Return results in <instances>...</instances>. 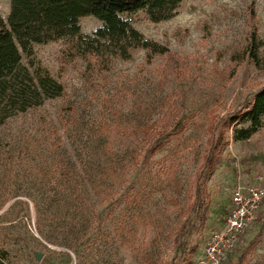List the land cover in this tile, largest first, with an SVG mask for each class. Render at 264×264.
Returning <instances> with one entry per match:
<instances>
[{"label": "rangeland", "instance_id": "obj_1", "mask_svg": "<svg viewBox=\"0 0 264 264\" xmlns=\"http://www.w3.org/2000/svg\"><path fill=\"white\" fill-rule=\"evenodd\" d=\"M11 11L0 0L6 23ZM127 18L168 53L33 46L64 92L0 127V264H198L234 189L264 187V119L247 141L227 128L264 88V61L250 56L264 0H183L167 21ZM102 26L80 20L83 36ZM82 180L85 214L64 224ZM222 264H264V205Z\"/></svg>", "mask_w": 264, "mask_h": 264}, {"label": "trees", "instance_id": "obj_2", "mask_svg": "<svg viewBox=\"0 0 264 264\" xmlns=\"http://www.w3.org/2000/svg\"><path fill=\"white\" fill-rule=\"evenodd\" d=\"M9 1L12 11L7 23L0 14V127L64 92V86L36 61L35 44L77 38L79 52L97 57L108 55L127 61L136 49L145 50L149 58L165 55L168 49L146 40L127 17L144 13L152 23L167 21L175 16L183 0ZM86 17L103 24L91 36L81 33L80 20ZM250 45L251 59L260 66L264 61V40L253 36ZM263 119L264 88L255 94L245 112L229 119L227 128L233 131L235 141H247L263 126ZM76 188V194L64 197V202L70 200L77 210L64 214V224L85 214L90 196L87 181L78 182Z\"/></svg>", "mask_w": 264, "mask_h": 264}, {"label": "built area", "instance_id": "obj_3", "mask_svg": "<svg viewBox=\"0 0 264 264\" xmlns=\"http://www.w3.org/2000/svg\"><path fill=\"white\" fill-rule=\"evenodd\" d=\"M264 205V187H237L219 229L205 246L198 264H222L234 251L245 232L255 223Z\"/></svg>", "mask_w": 264, "mask_h": 264}, {"label": "water", "instance_id": "obj_4", "mask_svg": "<svg viewBox=\"0 0 264 264\" xmlns=\"http://www.w3.org/2000/svg\"><path fill=\"white\" fill-rule=\"evenodd\" d=\"M34 255H35V257H36V259H37L38 261H41L42 258H43V255H41V254H39V253H35Z\"/></svg>", "mask_w": 264, "mask_h": 264}]
</instances>
